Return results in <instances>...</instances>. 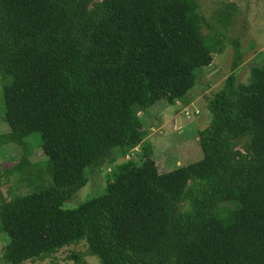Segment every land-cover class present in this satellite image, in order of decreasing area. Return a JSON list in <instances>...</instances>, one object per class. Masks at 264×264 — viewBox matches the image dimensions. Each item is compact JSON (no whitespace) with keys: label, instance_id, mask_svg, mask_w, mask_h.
<instances>
[{"label":"trees","instance_id":"trees-1","mask_svg":"<svg viewBox=\"0 0 264 264\" xmlns=\"http://www.w3.org/2000/svg\"><path fill=\"white\" fill-rule=\"evenodd\" d=\"M204 22L196 0H0V146L38 132L50 181L1 197L0 264L80 240L103 264H264V64L238 80L235 44L200 159L159 172L142 137L141 113L185 102L219 52ZM139 144L140 163L121 161L103 194L64 207L86 167Z\"/></svg>","mask_w":264,"mask_h":264},{"label":"rangeland","instance_id":"rangeland-1","mask_svg":"<svg viewBox=\"0 0 264 264\" xmlns=\"http://www.w3.org/2000/svg\"><path fill=\"white\" fill-rule=\"evenodd\" d=\"M196 1L199 11L205 17L201 30L212 41L218 40L217 47L220 50L212 54V61L208 66L198 69L196 83L187 92L185 102L177 100L174 107L162 99L141 113L142 137L153 147V156L159 172H166L202 157L198 132L208 126L210 121L207 98L221 88L224 79L231 72L235 44H239L242 52L236 72L238 80L247 82L250 67L264 64V0ZM195 108L200 110L199 114L193 113ZM186 112H190L189 116ZM7 131L9 127L2 120L0 104V133ZM25 141V146L12 142L0 146V202L1 197L9 199L15 194L34 190L37 176L41 185L48 184L49 173L44 168L46 155L38 144L39 133H32ZM141 145L133 148L126 157H119L116 163L86 167L87 183L64 202V207H76L92 196L103 194L106 185L114 179L118 163L128 158L136 163L142 161ZM237 146L241 147V143ZM22 156L26 157L29 164L21 169L15 168ZM3 243L4 235L0 233V253ZM22 264L103 263L98 256L90 254L86 242L80 240L59 248L47 258Z\"/></svg>","mask_w":264,"mask_h":264},{"label":"built area","instance_id":"built-area-1","mask_svg":"<svg viewBox=\"0 0 264 264\" xmlns=\"http://www.w3.org/2000/svg\"><path fill=\"white\" fill-rule=\"evenodd\" d=\"M193 113H194V114H199V113H200V110H199L198 108H195V109L193 110ZM186 114H187V116H189L190 112H186Z\"/></svg>","mask_w":264,"mask_h":264},{"label":"water","instance_id":"water-1","mask_svg":"<svg viewBox=\"0 0 264 264\" xmlns=\"http://www.w3.org/2000/svg\"><path fill=\"white\" fill-rule=\"evenodd\" d=\"M176 121H177V125H178V124H179V122H178V117H177V120H176Z\"/></svg>","mask_w":264,"mask_h":264}]
</instances>
